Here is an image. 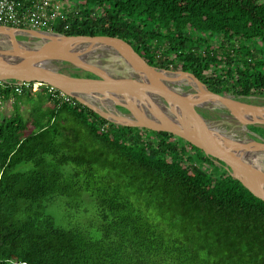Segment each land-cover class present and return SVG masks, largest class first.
I'll use <instances>...</instances> for the list:
<instances>
[{"label": "trees", "instance_id": "16d2710c", "mask_svg": "<svg viewBox=\"0 0 264 264\" xmlns=\"http://www.w3.org/2000/svg\"><path fill=\"white\" fill-rule=\"evenodd\" d=\"M63 1L55 32L121 37L215 93L264 96V0ZM33 94L0 104V264H264V200L221 161L75 98L48 93L27 118Z\"/></svg>", "mask_w": 264, "mask_h": 264}, {"label": "water", "instance_id": "95a60500", "mask_svg": "<svg viewBox=\"0 0 264 264\" xmlns=\"http://www.w3.org/2000/svg\"><path fill=\"white\" fill-rule=\"evenodd\" d=\"M46 33L51 36L43 41ZM18 36L35 40L19 39ZM100 54L107 57V64L115 56L126 59L136 75L109 74L101 67L104 61L95 59ZM64 69L89 72L95 77L73 75ZM163 72L192 76L206 89L201 95L218 101V107L228 111L227 116L235 118L232 121L236 127L250 132L251 136L239 137L232 129L221 128V121L205 118L196 108L213 107L202 104L199 97L194 98L186 90L177 89L166 81ZM10 80L49 84L116 124L174 133L221 161L231 175L264 200V165L262 160L256 159V155L264 153V137L248 126L264 125V117L248 119L242 115L245 111L264 113V105L242 99L248 96L221 95L210 90L191 72L151 65L121 37L67 35L0 26V81ZM85 95L109 101L114 111L132 115L135 121L124 120V116L115 117V112L96 108L85 100Z\"/></svg>", "mask_w": 264, "mask_h": 264}, {"label": "built area", "instance_id": "2783aa9c", "mask_svg": "<svg viewBox=\"0 0 264 264\" xmlns=\"http://www.w3.org/2000/svg\"><path fill=\"white\" fill-rule=\"evenodd\" d=\"M70 10V5L63 0H0V26L53 31ZM8 89L18 94L44 89L57 101H74L59 89L39 81H0L1 98Z\"/></svg>", "mask_w": 264, "mask_h": 264}, {"label": "bare ground", "instance_id": "6f19581e", "mask_svg": "<svg viewBox=\"0 0 264 264\" xmlns=\"http://www.w3.org/2000/svg\"><path fill=\"white\" fill-rule=\"evenodd\" d=\"M51 36V34L46 33L44 34V37L42 38L43 41L47 40ZM103 65V66H102ZM101 67L108 72L109 74L116 75V76H127V77H132L135 76V70L133 67L128 63L126 59H123L122 57L120 58L119 56H115L112 59L111 64L110 63H104L102 64ZM164 76L167 78L166 81H168L172 85H178L179 87L177 89L179 90H184L182 87L189 86L190 89L187 90L186 92L189 94H193L194 98L199 97L200 102L206 106L209 107H218V101L207 98L205 96H202V92L205 91V87L197 82L192 76L190 75H183L180 73H174V72H163ZM202 94V95H201ZM85 100L88 101L90 104L95 106L96 108L100 110H108L111 111L112 113L115 112V117L118 116H124V120L128 121H135V118L132 115L129 114H120L117 113V111H114V107L109 101H102L94 96H84ZM242 115L244 118L252 119V118H258V117H264V113H251L248 111L242 112ZM231 119L235 120V118L230 117ZM244 129V127H243ZM257 160H262V163L264 165V153L256 155Z\"/></svg>", "mask_w": 264, "mask_h": 264}, {"label": "rangeland", "instance_id": "374dc122", "mask_svg": "<svg viewBox=\"0 0 264 264\" xmlns=\"http://www.w3.org/2000/svg\"><path fill=\"white\" fill-rule=\"evenodd\" d=\"M19 39H24V40H35V38H30V37H23V36H18ZM95 59L97 60H102L104 61V63L107 62V57L100 54L99 57H95ZM111 64V61L108 62ZM174 71H179L178 69H171ZM85 73H89V72H85V71H81L80 74H82V76H85ZM212 73H210L211 75ZM175 87H179L178 85H175ZM182 89L184 90H189L190 87L189 86H185L182 87ZM237 97H239L238 95H236ZM243 100L249 102V103H253V104H258V105H264V98L263 96L260 95H251L248 97H242ZM1 117H5L9 114H11L15 107L13 104H8V103H3L1 104ZM31 104L27 103L25 106H21V109L23 111V113L25 114V116L28 118L30 111H31ZM198 112H200L205 118L210 119V120H219L221 121L220 123V127L224 128V129H232L233 132H235L236 135H238L239 137H244V138H248L250 135V132L244 131L240 128L236 127V124L232 121V119L230 118V116H227L229 114L228 111H226L225 109L219 108V107H213V109H207V108H203V107H197L196 108ZM203 110L209 111V112H203ZM223 115V116H222ZM250 125H261V124H250ZM248 125V126H250ZM263 126V125H261ZM240 127V126H239ZM65 224H68V222H66V220H64Z\"/></svg>", "mask_w": 264, "mask_h": 264}, {"label": "crops", "instance_id": "0c3cea01", "mask_svg": "<svg viewBox=\"0 0 264 264\" xmlns=\"http://www.w3.org/2000/svg\"><path fill=\"white\" fill-rule=\"evenodd\" d=\"M45 92L46 90H40V91H36V92H34V94L32 95V97L29 99V98H27V97H25L24 99H22L21 100V102L19 103L20 104V107L23 105V106H25L27 103H30L32 106H31V108L33 107V104L36 102V101H38L39 100V98L41 97V96H45L46 97V99L48 100V98H47V94L45 95V94H42V92ZM43 92V93H44ZM14 101H15V99H14V97L12 96L11 98H9V99H4L3 97L0 99V104H3V103H8V104H13V105H15L14 104Z\"/></svg>", "mask_w": 264, "mask_h": 264}, {"label": "flooded vegetation", "instance_id": "af4514ba", "mask_svg": "<svg viewBox=\"0 0 264 264\" xmlns=\"http://www.w3.org/2000/svg\"><path fill=\"white\" fill-rule=\"evenodd\" d=\"M254 133H256V134H258V135H260V136H263L262 134H260V133H258L257 131H255V130H252ZM264 137V136H263Z\"/></svg>", "mask_w": 264, "mask_h": 264}]
</instances>
